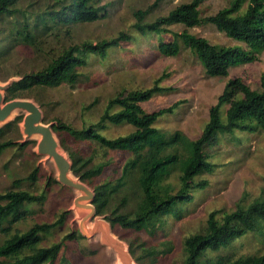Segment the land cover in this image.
<instances>
[{"label":"rangeland","instance_id":"1","mask_svg":"<svg viewBox=\"0 0 264 264\" xmlns=\"http://www.w3.org/2000/svg\"><path fill=\"white\" fill-rule=\"evenodd\" d=\"M99 1L100 4H109V13L105 18L78 23L69 29H55L40 37L43 48L40 52L29 46L16 47L0 70V83L4 84L11 78H22L24 73L41 69L54 53L70 44L86 40L97 42L118 37L122 32L130 35L129 40L112 48L106 58L91 55L89 64L81 69L82 79L75 85L45 87L31 96L23 97L33 100L41 107L44 124L58 122L57 119H60L77 127H82L85 123L90 125L100 119L108 103L123 90L145 89L160 80V85L169 87L170 90L157 93L145 101L144 109L153 112L178 103L172 112L159 118L156 126L168 135L180 132L196 139L209 121L210 108L218 102L229 79L239 77L251 88H261L264 50L256 54L253 62L232 67L227 76H215L207 71L200 59L182 41L181 51L177 55H165L158 49L156 36L148 39L135 29L133 12L148 8L155 0ZM189 1L191 0H163L150 13L148 20L167 14L176 5ZM230 1L206 0L200 5V11L203 16H208L228 6ZM247 7L248 0H245L236 14H244ZM170 28L179 32L188 30L215 44L238 45L251 50L247 43L232 38L211 23L193 27L178 24ZM164 38L171 39V35L165 33ZM7 74L11 76L2 79ZM228 107V102L223 105V116ZM26 114L24 110L16 111L9 122L18 116H21L20 121L0 132V141L10 139L16 142V145L4 149L0 154V194L10 189H24L35 194L45 192L46 200L41 204L30 205L32 213L26 220L15 223L11 227L12 232H23L37 222L57 220L66 211L68 215L65 223L49 233L43 245L61 241L70 233L76 234V237L64 241L60 258L54 264H64L65 261L68 264H124L120 262V252L105 241L100 232L91 236L83 233L80 227L81 216L74 207L79 192L59 181L55 161L47 159L46 155L38 151L39 137L28 138L25 135L22 127ZM5 125L6 123H0V128ZM134 129L132 125L123 123L108 125L101 131L114 138ZM55 135L60 151L67 156H71L70 151H80L85 156H91L94 163H106L105 171L95 179V183L115 181L120 177L129 156L127 152L109 149L96 142L76 141L66 133L55 131ZM23 141L26 146L21 148ZM207 152L209 161L214 164L213 169L196 177L197 181H207V185L194 188L191 200L180 204L177 213L157 220L153 231L113 226L105 215L99 216L110 224L112 236L119 246L126 248L134 264L182 262L185 257V238L205 228L210 212L218 210L222 215L233 211L239 204H250L261 195L264 188V128L221 134L218 143L208 146ZM179 175L180 170L177 168L165 180L175 186V191L180 187ZM87 184L94 189L93 185ZM127 191L131 192L132 197L123 205V209L129 210L135 206L133 184L128 185ZM123 195L125 190L118 196L117 205ZM96 216L90 224L95 223ZM6 237V232L0 228V244ZM148 251H153L154 254H149ZM262 253L264 229L249 232L218 251L206 252L201 257L200 264H210L211 260L221 255L238 257ZM0 264H8V261L0 257Z\"/></svg>","mask_w":264,"mask_h":264},{"label":"trees","instance_id":"2","mask_svg":"<svg viewBox=\"0 0 264 264\" xmlns=\"http://www.w3.org/2000/svg\"><path fill=\"white\" fill-rule=\"evenodd\" d=\"M161 1L155 0L148 8L137 9L133 13L135 29L145 38L156 36L162 54L177 55L181 51L182 41L210 74L227 76L232 67L253 62L256 54L264 50V0H248L244 14H236V11L245 0H231L228 6L208 16H203L200 11V5L206 0H191L176 5L167 14L148 20L150 13ZM99 2L0 0V70L16 47L29 46L40 52L43 51L40 37L55 29H69L78 23L105 18L109 13V4ZM206 23L214 24L232 38L247 43L251 50L238 45L215 44L188 30L179 32L170 28L178 24L193 27ZM165 33L170 34L171 39H165ZM129 39L130 35L122 32L118 37L97 42L86 40L65 46L54 53L41 69L24 73L20 81L13 83L6 91V100L28 97L45 87L75 85L82 79L81 69L89 64L91 55L106 58L112 48ZM10 76L7 74L2 79ZM168 90L169 87L160 85V80L145 89L123 90L108 103L97 122L77 127L57 119L54 126L56 132L66 133L76 141L96 142L103 147L123 150L129 154L117 180L95 183V179L105 171L106 163H94L91 156H85L80 151H70L73 173L94 186L97 214L105 215L113 226L153 231L157 220L177 213L180 204L191 200L194 188L207 185V181H197L196 177L213 169L208 146L218 143L221 134L264 128V73L259 90L251 88L239 77L229 79L218 102L210 108L209 121L196 139L180 132L168 135L156 126L159 118L172 112L178 103L153 112L144 109L145 101ZM227 102L229 107L223 116L222 107ZM20 119L21 116L16 117L0 128V132ZM123 123L135 129L114 138L101 131L108 125ZM14 145L16 142L10 139L0 141V154ZM25 146L23 144L20 147ZM177 168L180 170V187L175 191V186L165 180ZM129 184L134 187L135 206L126 210L123 205L132 197L131 192L127 191ZM122 190H125V195L117 205ZM45 200V192L35 194L24 189H10L0 194V228L8 236L0 244V257L5 258L8 264H54L60 258L64 241L76 237V234L70 233L61 241L43 245L47 235L65 223L68 215L66 211L57 220L37 222L23 232H12L11 227L15 223L26 220L32 213L30 205L41 204ZM219 213L218 210L210 212L205 228L185 238V257L176 264H200L206 252L218 251L249 232L263 230L264 188L261 195L250 204H239L233 211L222 215ZM148 253L154 254L153 251ZM64 264L68 263L65 261ZM210 264H264V253L238 257L221 255L211 260Z\"/></svg>","mask_w":264,"mask_h":264},{"label":"water","instance_id":"3","mask_svg":"<svg viewBox=\"0 0 264 264\" xmlns=\"http://www.w3.org/2000/svg\"><path fill=\"white\" fill-rule=\"evenodd\" d=\"M23 78V77H22ZM22 78H11L8 82L0 83V123H9L14 113L18 110L27 112L23 122V132L29 137L38 136V151L47 156V159H53L58 169V179L63 184L75 188L79 195L75 198V210L80 214V227L85 235L91 236L95 233H101L103 239L115 247L120 253V262L124 264H134L128 251L123 246H119L112 236L110 222L100 219L96 206L94 204L96 192L89 187L79 176L73 173V160L71 156L60 151V144L55 135L54 126L57 122L44 124V117L41 107L29 98H14L6 100L5 92L10 86L20 81ZM27 141V140H25ZM23 141L21 144L25 143ZM98 215V216H96ZM96 216L94 224L90 221ZM105 217V216H104Z\"/></svg>","mask_w":264,"mask_h":264}]
</instances>
